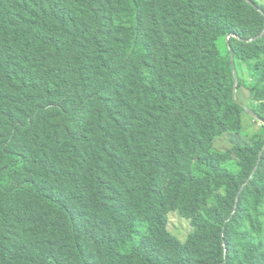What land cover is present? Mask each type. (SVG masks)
<instances>
[{"label":"trees","instance_id":"16d2710c","mask_svg":"<svg viewBox=\"0 0 264 264\" xmlns=\"http://www.w3.org/2000/svg\"><path fill=\"white\" fill-rule=\"evenodd\" d=\"M232 51L264 101L251 0H0V264H264L247 224L261 228L264 141L213 148L242 129ZM34 88L52 121L25 104Z\"/></svg>","mask_w":264,"mask_h":264},{"label":"rangeland","instance_id":"374dc122","mask_svg":"<svg viewBox=\"0 0 264 264\" xmlns=\"http://www.w3.org/2000/svg\"><path fill=\"white\" fill-rule=\"evenodd\" d=\"M251 1L264 7V0ZM246 20L245 18L239 19V22L236 20L235 26L239 29H242L244 32H247L248 24L246 23ZM231 39L232 36L229 38V40ZM247 43L252 44L254 42L248 41ZM232 55L235 64V74L241 82L240 90L237 89V86L234 90V99L239 103L240 107L243 110V113L241 115L242 129L239 132L226 134L222 138H218L214 141L213 148L216 152L219 153H227L235 147L251 146L255 141L258 140L264 141V101H258L257 99H255V96L252 93V89H254L257 82L256 78L254 77L253 72L247 66H243L240 63H238V65L236 66L233 51ZM96 82H99V78L93 74L89 78L88 84H93ZM123 82L128 89L126 78L123 80ZM23 96L26 105L30 106L33 103L39 105L41 119H50L52 121V110L55 109V106L53 104H49L47 95L44 94L43 90L39 88H37L36 90L34 88L29 93L23 94ZM71 127H73V125ZM44 162H48L49 164H53L56 162L55 150H53L52 153L47 156ZM54 175L55 176L51 178V182L55 181L57 188L65 189L66 187H69V181L58 174ZM210 203L213 206L217 205V194L210 199ZM259 219L260 221L258 222H260L261 228L258 227L257 222L252 225V223L248 221L247 224L250 228V231L254 236L257 237L258 242L261 243V246L264 250V209L262 210V214ZM167 230L174 237L185 243L191 230L190 222L183 218L180 214L172 212L168 215ZM240 248L242 249L241 245Z\"/></svg>","mask_w":264,"mask_h":264},{"label":"water","instance_id":"95a60500","mask_svg":"<svg viewBox=\"0 0 264 264\" xmlns=\"http://www.w3.org/2000/svg\"><path fill=\"white\" fill-rule=\"evenodd\" d=\"M232 61H233V64H234V58H233V55H232Z\"/></svg>","mask_w":264,"mask_h":264}]
</instances>
